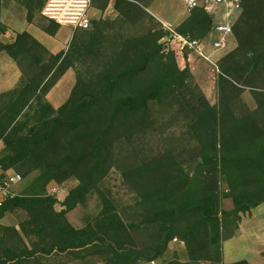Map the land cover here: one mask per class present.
Returning a JSON list of instances; mask_svg holds the SVG:
<instances>
[{"label": "trees", "instance_id": "trees-1", "mask_svg": "<svg viewBox=\"0 0 264 264\" xmlns=\"http://www.w3.org/2000/svg\"><path fill=\"white\" fill-rule=\"evenodd\" d=\"M47 1L0 0V13L12 5L53 38L60 26L40 15ZM152 1L92 0L102 17L73 30L57 54L26 31L0 42L20 73L0 93V165L26 181L0 206V220L23 210L32 241L0 227V264H224L222 244L237 236L242 215L264 204V0L240 2L236 47L217 60L213 105L188 66L165 51ZM108 10L113 17H104ZM213 24L196 8L175 31L200 41ZM69 70L75 84L54 108L46 97ZM112 172L129 201L112 190ZM67 181L76 185L62 202L47 195L51 183ZM92 201L94 212L76 229L67 215ZM174 240L185 260L166 259Z\"/></svg>", "mask_w": 264, "mask_h": 264}, {"label": "rangeland", "instance_id": "rangeland-1", "mask_svg": "<svg viewBox=\"0 0 264 264\" xmlns=\"http://www.w3.org/2000/svg\"><path fill=\"white\" fill-rule=\"evenodd\" d=\"M110 10V9H109ZM104 12V17H113V14L110 11ZM148 11L152 13L156 19H160L165 22L172 23L173 25L177 26L178 22L181 20V18L185 15V13L188 16V13L186 12L185 6L182 3L181 0H153ZM220 11H223V9H220ZM92 20H98L100 17H102V14L99 10L93 9L92 11ZM21 15V14H20ZM237 14H233L231 16L230 21L231 23L234 22V19ZM180 19V20H179ZM21 24L25 31V28L27 27L26 22H24V19L21 18ZM73 34V28L70 26H61L55 36L54 42H57V47H62L64 49ZM54 38V37H53ZM236 47L235 40L231 37L228 39V44L226 48V52H229L233 50ZM66 49V48H65ZM173 53L176 58V62L179 67H184L185 65L188 66V68L191 71V74L194 78V81L196 85L200 88L202 94L206 98V100L211 104H215L217 102V87H216V79L217 74L215 68L203 61L201 58L197 57L195 54H193L191 51L187 49H182L181 47L177 45L172 46ZM187 53V58L183 57V53ZM206 55H208L214 62L217 64V60L223 55V52H212L210 48L205 50ZM8 62H11L10 60ZM75 73L73 70H69L65 73V75L62 77V79L58 82V84L50 91L48 96L46 97L47 101L53 106L54 108H58L60 105L64 103V101L68 98L69 93L71 89L73 88L75 84ZM243 100L247 104V106L251 109L254 108V102L248 92H245L243 94ZM174 131L175 134L179 132L177 128L171 129L169 132ZM154 141V140H153ZM109 183L112 187V190L114 192H118L124 200L129 201L130 198L125 194L124 191L120 189V180L119 177L115 172H112L109 178ZM26 181L19 184L17 187L14 188V192L17 195H20L21 191L25 188ZM76 185V182L74 181H67L63 183L62 185H57L55 183H51L47 187V195L51 198L56 199L58 202H62L64 198L67 196L68 192ZM223 209L229 210L231 208V203L229 200H225L223 202ZM58 206H56V209L58 210ZM95 204L94 201L90 202L87 209L77 208L73 212L69 214V223L74 227H82L84 223L85 215L92 214L94 212ZM252 212V211H251ZM28 221V217L26 212L20 209H16L10 213H7L4 218L0 222L1 228H13L16 230L17 234L21 238V240L28 246H31V239L25 235L23 230V224ZM2 229H0V243L2 241ZM181 246L176 243H171L169 246V252L167 253L166 259H171L172 254L176 253L177 257L181 259H186L185 253L182 250H179V247ZM244 250L239 257H242L241 259H245L249 257L251 254H249V248L246 247V245L241 246ZM181 252V254H180ZM264 261H253V264H264ZM45 264V263H44ZM46 264H82L80 261H68L67 259H60L58 262V259H55V262L51 263L48 262ZM152 264V263H151ZM154 264V263H153Z\"/></svg>", "mask_w": 264, "mask_h": 264}, {"label": "built area", "instance_id": "built-area-1", "mask_svg": "<svg viewBox=\"0 0 264 264\" xmlns=\"http://www.w3.org/2000/svg\"><path fill=\"white\" fill-rule=\"evenodd\" d=\"M181 1L187 13L193 9L201 8L213 18V22L215 20V23L207 38L198 41L191 40L188 35L177 33L175 25L172 23L158 20L161 29L166 33V36L161 40L165 45V51L172 50V46L177 45L182 49L191 51L203 61L211 64L218 72L216 62L206 55L205 50L210 48L212 52L219 53L226 50L228 39L232 37V25L234 23H231L230 18L233 14H239L241 0ZM91 3L92 0H48L43 6L40 15L60 27L70 26L73 30H88L92 22L91 12L93 8ZM109 4L112 5L113 0H109ZM220 9H223V11H220ZM22 181V177L19 174L3 170L0 165V206L6 200H11L17 196L14 188L21 184ZM175 242L174 240L173 243Z\"/></svg>", "mask_w": 264, "mask_h": 264}, {"label": "crops", "instance_id": "crops-1", "mask_svg": "<svg viewBox=\"0 0 264 264\" xmlns=\"http://www.w3.org/2000/svg\"><path fill=\"white\" fill-rule=\"evenodd\" d=\"M92 15L93 14L91 12V16ZM186 17L187 14L185 13V15L181 18V20L179 19L180 21L178 22V24H180ZM21 18L24 19L23 13L14 9L12 5H9L8 7L1 10L0 13L1 43L3 44L12 43L15 39L16 34L23 32L22 30L24 29L21 24ZM157 20L160 19L157 18ZM25 31L28 32L30 35H32L36 40H38L52 54H57L60 51L65 50V48L67 47L66 46L64 49H62V47H57V42H54V40H56L55 37L54 38L49 37L48 35L39 31L34 26L27 25ZM8 61L9 60L4 55H0V93L13 88L20 77V73L17 67L15 66V64ZM1 148L2 145L0 143V150ZM69 214L67 215V219H69L68 218ZM75 228L78 229L79 227H75ZM242 245L244 246L246 245V247L249 248L248 253L251 254L249 257L245 259H241L242 257H239L240 254L244 251L241 247ZM178 247L179 250H182V246H178ZM262 251H264V204L257 207L251 213L241 216V221L239 224V231L237 236L222 244L223 263L229 264V263L245 260L249 264H253V261H259V260L263 261L260 258V253ZM181 260H185V259L183 258Z\"/></svg>", "mask_w": 264, "mask_h": 264}]
</instances>
